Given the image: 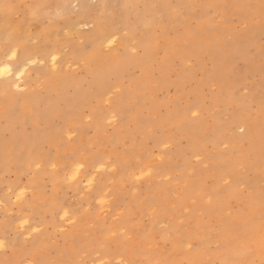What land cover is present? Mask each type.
<instances>
[{"label":"rangeland","instance_id":"rangeland-1","mask_svg":"<svg viewBox=\"0 0 264 264\" xmlns=\"http://www.w3.org/2000/svg\"><path fill=\"white\" fill-rule=\"evenodd\" d=\"M7 19L0 264H264V0H0Z\"/></svg>","mask_w":264,"mask_h":264},{"label":"bare ground","instance_id":"bare-ground-1","mask_svg":"<svg viewBox=\"0 0 264 264\" xmlns=\"http://www.w3.org/2000/svg\"><path fill=\"white\" fill-rule=\"evenodd\" d=\"M10 24H11V27H10ZM1 28V27H0ZM4 37H9V42H6V44H5V47H6V50L8 49V48H10L11 46L13 47V45L14 44H17V45H20L19 43L21 42V40H22V36L18 33V30H17V28H16V26H14V24H12L11 23V21H9L8 19L7 20H5L4 21V25H3V27L1 28V30H0V41L4 38ZM11 47V48H12ZM24 48V51H23V55L24 56H29V55H34V54H36V53H38L37 52V50L35 49V47H30V46H28V45H26V46H24L23 47ZM6 56V55H5ZM36 56V55H35ZM2 57V56H1ZM49 58V57H48ZM9 61L8 60H5L4 58L2 59V60H0V68H3V67H6V66H9ZM22 72H23V70H21L20 71V73H19V75L20 74H22ZM73 80V79H72ZM103 80H104V77H102V78H99V80H96V84H100V91L101 90H104V89H106L105 88V84L103 83ZM68 81H69V79H68ZM9 82V81H8ZM67 82V81H66ZM7 83V82H6ZM5 85V84H4ZM3 85V86H4ZM56 85V84H55ZM97 85V86H98ZM6 86V85H5ZM63 86H66V83L65 84H63ZM77 87V86H76ZM5 88V87H4ZM96 88V87H95ZM92 89V88H91ZM80 90V89H79ZM79 90H77V91H79ZM82 90V89H81ZM90 90V89H89ZM83 91V90H82ZM87 91V90H86ZM91 91V90H90ZM90 91H88V93L90 92ZM92 91H94V90H92ZM97 91V90H96ZM57 98L60 100V99H65V93L64 92H66V90H64V87H62L61 89H59V90H57ZM80 92V91H79ZM86 93V92H85ZM87 93V94H88ZM92 93V92H91ZM96 92H94V94H95ZM100 93V92H99ZM102 93V92H101ZM96 95H97V93H96ZM100 95H102V94H100ZM53 97V96H52ZM56 97V96H55ZM54 97V98H55ZM84 97H85V95H84ZM93 97V96H92ZM57 98H55V99H57ZM51 100V99H50ZM50 100L48 101L49 103H50ZM52 101H55L54 99L52 100ZM48 104V103H47ZM17 134V133H16ZM17 136V135H16ZM20 136V135H19ZM20 138V137H19ZM29 139H30V137H28ZM14 139H15V137H14ZM23 139V138H22ZM28 139V140H29ZM32 140L33 139H31V142H32ZM22 142L24 143V142H26V141H23L22 140ZM34 142V141H33ZM28 143V145H29V143H30V141H28L27 142ZM35 143V142H34ZM37 144V143H36ZM35 146V145H34Z\"/></svg>","mask_w":264,"mask_h":264},{"label":"snow or ice","instance_id":"snow-or-ice-1","mask_svg":"<svg viewBox=\"0 0 264 264\" xmlns=\"http://www.w3.org/2000/svg\"><path fill=\"white\" fill-rule=\"evenodd\" d=\"M2 7L5 10V14L7 15V14L11 13L15 9L16 6L15 5L4 4V5H2ZM15 55H16V53L12 52L11 56H10V59L11 58H15ZM10 71H11V69L9 67L0 68V75H3L5 72H10ZM2 246H3V243L0 242V247H2Z\"/></svg>","mask_w":264,"mask_h":264}]
</instances>
